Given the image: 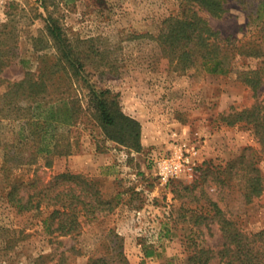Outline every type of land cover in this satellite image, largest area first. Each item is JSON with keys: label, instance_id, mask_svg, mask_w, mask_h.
<instances>
[{"label": "rangeland", "instance_id": "1", "mask_svg": "<svg viewBox=\"0 0 264 264\" xmlns=\"http://www.w3.org/2000/svg\"><path fill=\"white\" fill-rule=\"evenodd\" d=\"M260 1L227 0L225 13L205 15L223 36L242 37L256 30L258 22L247 23ZM181 3L0 0V25H8L7 37L17 45L0 96L9 82L43 73L47 100L72 97L82 107L74 125L56 132L73 143L70 154L38 152L34 136L21 141L19 121H5L2 137L17 141L12 154L24 164L7 179L0 147V264H90L101 256L186 264L196 247L218 249L224 242L214 202L243 229L264 228V189L247 198L257 174L264 188V143L252 123L228 120L254 101L252 90L236 68L215 73L198 64L183 70L164 55L158 37ZM51 22L80 51L84 67L78 76L62 57ZM92 87L110 90L123 112L141 123L140 146L111 137L115 132L103 127L90 106ZM65 172L81 178L61 188L72 184L80 191L87 183L98 194L83 199L110 202L96 212L78 203L80 225L70 233L56 230L57 220L52 224L50 218L61 203L20 210L8 197L10 181H24L27 194L31 181L55 183ZM147 249L155 254L146 256Z\"/></svg>", "mask_w": 264, "mask_h": 264}, {"label": "trees", "instance_id": "2", "mask_svg": "<svg viewBox=\"0 0 264 264\" xmlns=\"http://www.w3.org/2000/svg\"><path fill=\"white\" fill-rule=\"evenodd\" d=\"M226 2L227 0H182L180 13L165 19V27L158 39L164 55L183 70L198 64L215 73H231L236 68L238 78L252 90L254 101L228 120L230 123L242 120L252 123L264 143V0L249 15L247 24L258 22L256 30L250 34L246 32L242 37L223 36L220 30L212 26L207 14L205 15V11L213 16L225 13L228 10ZM7 27V24L0 25V84L7 81L3 72L17 54V45L11 43L7 37ZM49 29L59 41L62 57L66 59L73 74L78 76L84 67L79 49L67 41L62 27L57 23L51 22ZM47 85L48 80L43 73L38 77L35 73H29L21 81L9 82L8 88L0 96V147L4 149L2 169L7 179L10 178L13 167L24 164V161L14 158L12 154L19 149L17 141H6L2 137L6 120L19 121L21 128L18 134L21 141L30 136L37 138L35 140L38 143V152H73V143L62 142L56 132L60 127L74 125L80 117L82 107L72 97L62 96L54 102L47 100L43 95ZM109 93L108 89L97 90L92 87L90 106L98 114L103 127L107 131L115 132L111 133L112 138L140 146L141 123L123 112L117 98ZM79 178V174L65 172L55 177V183L40 185L36 179L29 183L34 188L33 191L28 190L27 194L22 193L24 181L13 180L9 182L8 197L20 210L40 208L45 202L61 203L50 218L53 220L52 224L57 220L56 230L70 233L80 225L78 203H84L88 212L105 209V204L110 203L100 201L98 196L95 198L96 204L83 199L86 193L92 196L98 194L96 191H89L87 183L80 191L72 184L61 188L62 182L74 183ZM263 189L262 178L257 174L247 193L248 200L260 195ZM214 206L217 214L221 216L224 242L218 249L206 245L196 247L189 254L186 264H264V228L247 231L236 221L225 217L224 209L217 202H214ZM154 254V249L145 251L148 257ZM90 264L131 263L124 262V259L117 262L112 257L101 256L92 259Z\"/></svg>", "mask_w": 264, "mask_h": 264}]
</instances>
